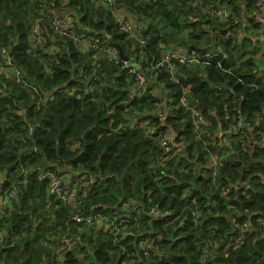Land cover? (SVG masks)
<instances>
[{
	"label": "trees",
	"instance_id": "trees-1",
	"mask_svg": "<svg viewBox=\"0 0 264 264\" xmlns=\"http://www.w3.org/2000/svg\"><path fill=\"white\" fill-rule=\"evenodd\" d=\"M254 1H247V12L253 11ZM217 3L230 7L232 25L235 18L242 19L240 0H116V6L147 24L150 53L159 54L164 44L197 51L220 47L229 55L221 66L211 63L203 73L189 71L182 78L184 86L192 84L189 97L211 122L197 138L182 109L167 119L166 127L171 125L175 141L184 146L182 163L160 161L158 140L128 129L129 119L140 114L137 110L145 112L161 101L149 95L130 97L136 81L133 66L108 58L95 67L81 45L55 34L46 24H39L43 30L47 26L45 44L31 45L39 7L48 4L79 14L75 28L97 44L90 55L119 45L129 59L137 56L134 40L119 29L108 8L92 0L66 4L65 0H0V46H15L13 63L42 95L53 97L36 110L28 88L0 74V172L17 166L30 171L23 194L13 201L16 209L10 214L0 212V235L8 231L14 242L0 246V264H58L61 255L62 264H120L122 246L133 250L149 237H156L152 264H264V77L256 57L259 49L248 37L241 43L219 40L214 30L222 31L223 23L208 12ZM177 30L185 34L178 35ZM83 68L86 76L80 77ZM160 83L175 89L179 100L181 85L172 84L167 73L161 74ZM25 107L26 113L20 115ZM233 108L251 123L247 147L238 135L230 134L234 122L225 115ZM26 122L34 130L27 146H20L19 138L26 133L20 126ZM210 155L220 160L214 178L221 181L219 188L208 179L213 178L207 167ZM40 160L54 170H70L74 182L81 176L75 170L95 176L91 196L83 203L85 213L120 211L123 201L142 191L138 200L144 209L164 207L172 216L164 221L142 214L119 235L120 242L94 227L63 225L70 208L48 197L46 182L37 180L32 169ZM155 164L158 169L151 172ZM11 185L6 183L4 188ZM195 208L200 211L197 218L192 214ZM64 230L79 238L73 251H60L58 240ZM238 236L243 238L241 244L236 243Z\"/></svg>",
	"mask_w": 264,
	"mask_h": 264
},
{
	"label": "built area",
	"instance_id": "built-area-1",
	"mask_svg": "<svg viewBox=\"0 0 264 264\" xmlns=\"http://www.w3.org/2000/svg\"><path fill=\"white\" fill-rule=\"evenodd\" d=\"M96 5L97 2H105L103 7L108 8L115 19L116 24L119 25V29L128 34V37L134 40L132 49L134 54L140 56H134L128 61L122 60L118 52L113 48H108L107 52L110 55V59L116 63L122 62L124 66H133L135 83L134 90L131 91L130 97L141 99L146 96H152V91H148L151 87L163 88V97L161 103L158 104L162 107V115L160 117V124H156L151 114L145 115L143 119H139L138 123L134 125V130H141L143 137L153 142L157 140L159 135V141L161 143V156L160 161L167 159H174L177 162H182L179 156L184 152V146L181 143L175 141V135H171V127L165 125V122L170 117L182 109L186 112L191 120L193 130L196 133L197 138H200L201 131L211 122L208 120L199 107V105L193 101L189 94L191 92L192 84L184 86L183 79L187 72L197 66L204 67L211 63H216L221 66L220 61L222 59H228L229 55L224 53L220 47L214 49H206L202 51L189 50L185 48H168L164 44H160V53L154 54L148 51V37L145 35L147 26L138 17V20H131L125 17L117 10L116 0H92ZM247 1L240 0V8L243 10L242 19L235 18V23L232 25L230 16L233 14L230 7L225 3H217L215 6L209 9V13L214 15L213 17L219 19L223 23V27L214 30V34L220 35L219 40H229L236 38L248 37L253 46L259 49L260 54V75L264 77V0H255L254 9L251 13L247 12ZM207 12V10H205ZM38 18L35 20L30 35L31 41L37 45L42 44V35L38 30L39 24H46L55 34L62 37H67L72 40L76 45H84L88 43L89 47L97 48L95 41H91V37L86 34H80L75 28L72 22L64 14V12L54 5L42 4L39 7ZM125 18V19H124ZM198 18H194L196 20ZM247 29H254L261 33L260 37L253 36L252 34H246ZM226 31V32H224ZM10 47H0V68L12 70L11 76L16 83L27 87L32 93V97L35 99V109L40 110L49 98L52 96H44L40 88L33 84L12 61L10 55ZM111 54L113 58H111ZM163 73L168 74V78L172 84L182 86V95L177 101L175 96L176 92H172L170 87H167L165 83H160V76ZM80 77H85V69H80ZM150 81L148 85L147 82ZM26 113V107L21 110L20 115ZM226 120H233L230 128V134H236L241 138L243 147H247L251 144V138L247 133V128L251 126L247 117L236 113V108H233V112L225 115ZM21 129L26 133L19 138L20 146H27L31 135L33 134L34 126L30 123L22 124ZM168 128L163 132L164 128ZM221 135V133H219ZM207 143V142H205ZM34 155H38L39 151L36 147H33ZM46 161H38L32 171L36 173V178L40 182H46L47 195L51 199L59 200L64 207L70 208V211L66 217L67 223L82 227H94L96 230L107 231L114 235L115 240L120 242L119 235L122 234L131 223H135L142 214H148L153 218L169 220L172 216V211L164 208H158L156 206H150L144 209L143 205L138 201H134L133 198H129L128 201H123V209L120 211H114L110 214L104 213H85L83 211V203L91 196L92 187L95 183V179L86 181L85 176L81 175L76 182H74L72 172L70 170H54L49 168ZM208 162H211L209 171L211 176L208 178L213 186L221 187V181L214 178L217 176V170L220 164V160L217 155H210ZM183 163V162H182ZM185 165V164H184ZM181 172L186 171L184 168L180 169ZM30 176V171H24L20 166L15 167L11 172H0V208L8 202L18 200L24 191V186L27 184V179ZM159 179V177H156ZM15 180H17L15 182ZM11 183L10 189H5L4 185ZM192 203H196V200L192 198ZM200 211L196 208L192 211L195 218L199 215ZM176 220L175 218H173ZM60 229H63L60 227ZM215 230H212L214 233ZM11 235L8 231L0 235V246H12L14 244L11 241ZM61 244V252L73 251L79 243V238L73 234L68 233L66 230L62 232L58 240ZM155 238L149 237L140 242V246L133 250L122 246L124 256L120 260V264H152L151 251L155 245ZM242 236L236 237V243H242ZM231 246H233L231 244ZM58 264H62V255L58 259Z\"/></svg>",
	"mask_w": 264,
	"mask_h": 264
},
{
	"label": "rangeland",
	"instance_id": "rangeland-1",
	"mask_svg": "<svg viewBox=\"0 0 264 264\" xmlns=\"http://www.w3.org/2000/svg\"><path fill=\"white\" fill-rule=\"evenodd\" d=\"M68 2V0H65V4ZM98 4H99V6H103V4H105V2H103V4H102V2H97ZM63 9H67V8H63ZM121 9V10H120ZM117 10L121 13V14H123L125 17H127V18H129V19H131V20H138V18L137 17H135L134 15H132V14H130V12H127L125 9H122L121 7H119V6H117ZM70 12V11H69ZM71 14H72V16H70L68 19H69V22H72L73 24H74V26H78V24H79V20H80V17H79V14L77 13V12H75V11H71L70 12ZM215 15V14H214ZM214 15H212V16H214ZM94 18H98V13L96 14V16H95V14H94ZM125 19V18H124ZM77 21V23H74V22H76ZM144 22V21H143ZM144 24L147 26V24L144 22ZM45 26V28H44V30H43V33H44V36H45V32L47 31V26L46 25H44ZM177 32V34L178 35H184L185 34V32L183 31V30H177L176 31ZM247 35L248 34H252L253 36H256V37H260V35H261V33L259 32V31H255L254 29H247V33H246ZM80 48L82 47L83 48V54L85 55V57H88V56H90V60H91V62H93V64L95 65V67H99L100 66V63H101V61H107L108 60V58L110 59V55H109V53L107 52V49L105 48V50L104 49H101L100 51H96V52H94V54H91L90 55V51H91V47H89L88 46V43H84V45H81V46H79ZM113 49H115L116 50V48H113ZM117 51V50H116ZM111 58H113V56H112V54H111ZM89 60V58H88V61H90ZM99 62V63H98ZM108 63H111V62H107V64ZM113 63V62H112ZM197 67H199V68H197ZM197 67H194L193 69H191L190 71H197V72H199V73H203V69H204V67H201V66H197ZM107 71V69L106 68H103V70H102V73H104V72H106ZM199 73H195L197 76H198V74ZM0 74H2V75H5L6 77H11V74H12V70H10V69H6V68H4V67H1L0 68ZM104 75V74H103ZM203 75V74H202ZM192 88L193 87H191V90H192ZM152 96L153 97H157V98H162L163 97V95H162V93H163V88H161V87H157V88H153L152 90ZM161 103V102H160ZM160 103H158V104H160ZM158 104H156V105H154L155 106V108L152 106L151 108H147L146 109V111L145 112H143V111H141V110H137V112L138 113H150L151 114V118H152V120L156 123V124H160V117H161V115H162V108H161V106L160 105H158ZM134 113H136L135 111L132 113V116L134 115ZM129 117H131V116H129ZM128 117V118H129ZM134 117V116H133ZM128 125H129V127H128V129H131V130H134L133 128H134V120L133 119H129V121H128V123H127ZM169 127H171V125H169ZM168 128H165L164 130H163V132H165L166 130H167ZM171 129H172V127H171ZM171 135L173 136V135H175L176 133L174 132V130L172 129L171 131ZM159 139V135H158V137H157V140ZM158 144H159V146H160V148H161V143H160V141L158 140ZM158 164H155V165H153V166H151V168H150V171L151 172H155L157 169H158ZM165 170H166V168H165ZM76 172H77V174H81V175H84L85 176V179H86V181H89V180H91V179H94L95 178V176H92V175H90V173H85L84 171H81V170H75ZM156 177H160V174L158 173L157 175H156ZM129 180L131 181L132 180V178L130 177L129 178ZM142 194V191H140V192H138V193H136L135 194V198H134V201H136V202H138L139 200H138V198H139V196ZM120 198H123L122 196L120 197ZM123 200V199H122ZM19 201V199L17 200V202ZM15 204L16 203H13V201L12 202H10V204H8V202L6 203V205H4V206H2L1 208H0V212H3V213H7V214H10V213H12L15 209H16V206H15ZM53 231V230H52ZM48 233H50V231H48ZM155 238V240H156V237H154ZM45 242H48V241H45ZM58 251H59V248H58Z\"/></svg>",
	"mask_w": 264,
	"mask_h": 264
},
{
	"label": "crops",
	"instance_id": "crops-1",
	"mask_svg": "<svg viewBox=\"0 0 264 264\" xmlns=\"http://www.w3.org/2000/svg\"><path fill=\"white\" fill-rule=\"evenodd\" d=\"M61 10L64 12V14L67 16V18H69L70 16H72V14L67 9H61ZM38 30L40 31V33L42 35V44L35 46V44L32 42L31 45H32L33 48H36L38 46H43L45 44L46 40H47V35L45 34V36H44L43 30L40 28V25H38ZM244 38H245V36L243 38H241V39L240 38H236V40L241 43V42H243ZM256 57L260 59L259 51H258V54H257ZM162 95H163V93H162ZM211 113H213V111H211ZM145 115H149V113H141V114L134 115V125L138 123V120L139 119H143ZM211 164H212L211 162H208L207 163V167L209 168L211 166Z\"/></svg>",
	"mask_w": 264,
	"mask_h": 264
},
{
	"label": "water",
	"instance_id": "water-1",
	"mask_svg": "<svg viewBox=\"0 0 264 264\" xmlns=\"http://www.w3.org/2000/svg\"><path fill=\"white\" fill-rule=\"evenodd\" d=\"M113 46H114V45H113ZM0 47H2V46H0ZM114 47L116 48V50H117V52H118V55H119V57H120L122 60H124V61H128V60H129L128 56H126V55L124 54L122 48H121L119 45H115ZM14 54H15V46H13V48H12L11 51H10V55H11V57H13ZM61 223H62L63 225H66V218L63 219V220L61 221Z\"/></svg>",
	"mask_w": 264,
	"mask_h": 264
},
{
	"label": "flooded vegetation",
	"instance_id": "flooded-vegetation-1",
	"mask_svg": "<svg viewBox=\"0 0 264 264\" xmlns=\"http://www.w3.org/2000/svg\"><path fill=\"white\" fill-rule=\"evenodd\" d=\"M171 91H172V92H176L175 89H173V88H171Z\"/></svg>",
	"mask_w": 264,
	"mask_h": 264
},
{
	"label": "bare ground",
	"instance_id": "bare-ground-1",
	"mask_svg": "<svg viewBox=\"0 0 264 264\" xmlns=\"http://www.w3.org/2000/svg\"><path fill=\"white\" fill-rule=\"evenodd\" d=\"M138 56V55H137ZM138 57H140V56H138Z\"/></svg>",
	"mask_w": 264,
	"mask_h": 264
}]
</instances>
